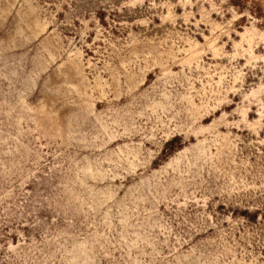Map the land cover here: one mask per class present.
<instances>
[{
  "label": "rangeland",
  "instance_id": "obj_1",
  "mask_svg": "<svg viewBox=\"0 0 264 264\" xmlns=\"http://www.w3.org/2000/svg\"><path fill=\"white\" fill-rule=\"evenodd\" d=\"M0 264H264V0H0Z\"/></svg>",
  "mask_w": 264,
  "mask_h": 264
}]
</instances>
